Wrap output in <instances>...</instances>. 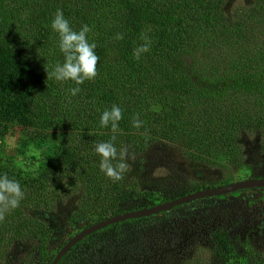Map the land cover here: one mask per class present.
I'll return each instance as SVG.
<instances>
[{
	"label": "trees",
	"instance_id": "1",
	"mask_svg": "<svg viewBox=\"0 0 264 264\" xmlns=\"http://www.w3.org/2000/svg\"><path fill=\"white\" fill-rule=\"evenodd\" d=\"M58 9L97 45V75L79 85L47 78L64 62L51 26ZM113 105L115 132L100 124ZM112 136V163L127 164L120 180L95 151ZM253 137L264 154V0H0V175L25 193L2 212L0 264H51L84 227L264 176L247 161ZM174 150L184 182L152 180L150 168ZM227 197L112 223L58 264H264V211L255 226L225 209ZM239 226L253 229L244 238Z\"/></svg>",
	"mask_w": 264,
	"mask_h": 264
},
{
	"label": "clouds",
	"instance_id": "2",
	"mask_svg": "<svg viewBox=\"0 0 264 264\" xmlns=\"http://www.w3.org/2000/svg\"><path fill=\"white\" fill-rule=\"evenodd\" d=\"M52 29L59 34V48L64 54V62L58 63L52 72H47V78L53 76L58 81L72 80L77 85L82 84L85 79H93L97 75V63L100 57L96 54V43H90L87 34L91 31L88 25H83L79 31L74 30L65 18L62 10L58 9L52 21ZM123 37L118 35L117 39ZM149 51V45L138 47L134 56L138 59L142 53ZM80 91L79 87L71 89L75 96ZM122 119V110L113 105L110 110H105L100 118L102 127H108L111 123L112 131L118 129V122ZM142 122L138 119L133 121V126L139 128ZM116 137L112 136L109 141L98 143L95 151L101 157L100 169L106 176L114 180H120L127 164L120 162L112 163L117 158V148L114 144ZM25 193L18 180L10 179L7 175H0V219L2 212L16 209L20 206Z\"/></svg>",
	"mask_w": 264,
	"mask_h": 264
},
{
	"label": "water",
	"instance_id": "3",
	"mask_svg": "<svg viewBox=\"0 0 264 264\" xmlns=\"http://www.w3.org/2000/svg\"><path fill=\"white\" fill-rule=\"evenodd\" d=\"M254 187H264V178H248L244 180L235 181L228 185L219 186V187H207L203 190H198L194 193L179 197L174 199L173 201L160 203L154 205L152 207L135 210V211H128L122 214H116L106 220L100 221L95 223L91 226L84 227L77 233H75L72 237L68 239L66 244L60 249V251L56 254L55 259L51 264H58L62 257L70 251V249L79 241L83 240L86 236L91 233L96 232L99 229L107 227L108 225L123 221L130 218H138L143 216H149L152 214H158L162 211L171 210L172 208L181 205L183 203H187L190 201H194L197 199H202L205 197L217 196V195H225L234 191H238L241 189L246 188H254Z\"/></svg>",
	"mask_w": 264,
	"mask_h": 264
},
{
	"label": "rangeland",
	"instance_id": "4",
	"mask_svg": "<svg viewBox=\"0 0 264 264\" xmlns=\"http://www.w3.org/2000/svg\"><path fill=\"white\" fill-rule=\"evenodd\" d=\"M247 141H249V145H247L246 147V150L245 152L247 153L246 154V157H247V161L248 163L252 164L254 166V168H256L257 170H263L264 169V154H262L258 149V145H260V142H255V138H251V139H248ZM10 145H13V141H10ZM258 148V149H257ZM255 150V152H254ZM180 152L178 150H174V151H171V152H168L166 154V156H161L159 157L156 162L154 163V165L150 168L149 170V177L152 179V180H156V179H161L163 177H168L169 175L170 178H169V184L175 180H178L181 184V182H184V177H185V172L182 170L180 171L177 166L173 165V164H179L181 163L182 161V158H181V155L179 154ZM165 158H173V160H171L169 163L166 162ZM183 163V162H182ZM167 164V165H165ZM260 164V166H259ZM183 167L185 168V164H183ZM224 169L222 168H212V173H213V176H215V174H221L222 177L224 175ZM240 195L241 193L239 192H236L234 193V195ZM244 194H249V193H244ZM227 198H232L231 200H229L228 202H226L225 204V209L229 212V209H234V210H237V211H240L242 212L244 210V205L243 202L239 197L233 199V197L229 196ZM258 205H263L262 203L261 204H258ZM246 206V205H245ZM257 206V205H256ZM263 209H264V206H262ZM257 208V207H256ZM236 212V211H235ZM249 212H252V210H249ZM247 212L244 216L246 218H248V216L250 215V213ZM233 216L229 215V218H232ZM218 218V216H217ZM232 221V220H231ZM244 221V220H243ZM244 225H248V224H245L243 222ZM253 229V227L251 228H246L243 230L242 227L239 226V230L238 229H235L237 232L240 233V235H244L246 238V235L249 233V231ZM244 233V234H243ZM257 233V232H256ZM254 235V238H256L257 240H259L261 242V238H262V235H258L256 234ZM187 238H191V237H187ZM243 238V240H244ZM13 251H15V248L13 249Z\"/></svg>",
	"mask_w": 264,
	"mask_h": 264
},
{
	"label": "flooded vegetation",
	"instance_id": "5",
	"mask_svg": "<svg viewBox=\"0 0 264 264\" xmlns=\"http://www.w3.org/2000/svg\"><path fill=\"white\" fill-rule=\"evenodd\" d=\"M259 166H260V164H259ZM253 169L255 171V175H259V174H262L264 172V169L263 170H257L256 168H253ZM248 178H258L259 179V178H264V176H261V177H250L249 176V177H247V179ZM236 192H239L241 194L240 195L237 194L235 196L234 193H236ZM244 193H249V194L246 195ZM226 195L228 197L229 196L233 197V199H235L236 197L237 198L239 197L242 201H244L243 204L246 205V206L244 205V207H243L244 210L242 212L235 210L236 215L238 213L239 215H241V218H244L247 221H250V219L252 218L254 220L255 226H257L259 219L262 217L261 216L262 211H264V209L262 207L263 205H258V203L261 204L262 201L258 200L257 198L264 195V187H254V188L241 189L238 191L228 193ZM229 199L231 200L232 198H229ZM249 210H252V212H249ZM247 212L250 213L248 218H246L244 216ZM262 218H263V220L261 221V225L264 224V217H262ZM258 230L259 231L256 234L261 235L260 227L258 228Z\"/></svg>",
	"mask_w": 264,
	"mask_h": 264
}]
</instances>
